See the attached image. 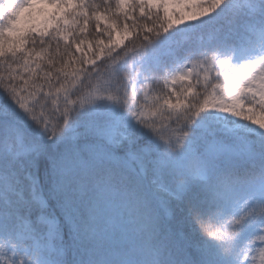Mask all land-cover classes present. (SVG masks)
<instances>
[{
	"label": "snow or ice",
	"instance_id": "6c2138e0",
	"mask_svg": "<svg viewBox=\"0 0 264 264\" xmlns=\"http://www.w3.org/2000/svg\"><path fill=\"white\" fill-rule=\"evenodd\" d=\"M0 264H264V0H0Z\"/></svg>",
	"mask_w": 264,
	"mask_h": 264
},
{
	"label": "trees",
	"instance_id": "16d2710c",
	"mask_svg": "<svg viewBox=\"0 0 264 264\" xmlns=\"http://www.w3.org/2000/svg\"><path fill=\"white\" fill-rule=\"evenodd\" d=\"M90 27H92L91 25H90ZM91 39V38H90Z\"/></svg>",
	"mask_w": 264,
	"mask_h": 264
}]
</instances>
